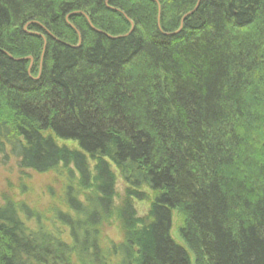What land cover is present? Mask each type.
Here are the masks:
<instances>
[{"label":"trees","instance_id":"16d2710c","mask_svg":"<svg viewBox=\"0 0 264 264\" xmlns=\"http://www.w3.org/2000/svg\"><path fill=\"white\" fill-rule=\"evenodd\" d=\"M263 152L264 0H0V155L73 214L0 206V264H264Z\"/></svg>","mask_w":264,"mask_h":264},{"label":"rangeland","instance_id":"374dc122","mask_svg":"<svg viewBox=\"0 0 264 264\" xmlns=\"http://www.w3.org/2000/svg\"><path fill=\"white\" fill-rule=\"evenodd\" d=\"M58 144L77 148L76 144L70 141H58ZM94 165V163H90L92 169ZM116 177V198L114 201L116 206H120L127 187L119 175H116ZM65 180L66 177H60L56 171L38 174L31 170L21 169L18 161L13 156L0 155V206L5 205L7 202L26 205L30 210L42 215V222L45 226L51 229L58 228L63 233V240L66 243H71L69 230L59 224L56 226L52 223L53 214L57 212L56 210L70 212L62 201V198L64 200ZM133 202L138 218H143L148 214L150 210L148 203L136 200ZM177 224L178 214L173 212L171 236L178 244L186 247L178 234ZM27 225L32 229L36 226L35 221H29ZM103 236L104 241L108 244H119L122 241L119 224L115 219L104 227ZM192 264H194L193 255Z\"/></svg>","mask_w":264,"mask_h":264},{"label":"water","instance_id":"95a60500","mask_svg":"<svg viewBox=\"0 0 264 264\" xmlns=\"http://www.w3.org/2000/svg\"><path fill=\"white\" fill-rule=\"evenodd\" d=\"M197 6H198V5H197ZM197 6H196V8H197ZM196 8H195V9H196ZM194 11H195V10H194ZM194 11H193V12H194ZM193 12L189 13L188 15L192 14Z\"/></svg>","mask_w":264,"mask_h":264}]
</instances>
